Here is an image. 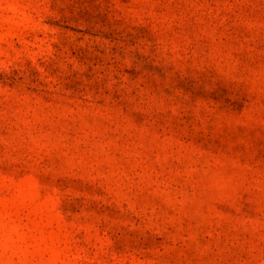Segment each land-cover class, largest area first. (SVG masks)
<instances>
[{"label": "rangeland", "instance_id": "1", "mask_svg": "<svg viewBox=\"0 0 264 264\" xmlns=\"http://www.w3.org/2000/svg\"><path fill=\"white\" fill-rule=\"evenodd\" d=\"M0 264H264V0H0Z\"/></svg>", "mask_w": 264, "mask_h": 264}]
</instances>
